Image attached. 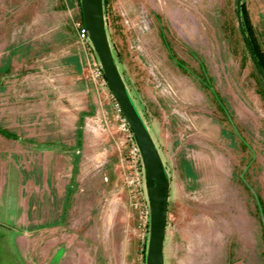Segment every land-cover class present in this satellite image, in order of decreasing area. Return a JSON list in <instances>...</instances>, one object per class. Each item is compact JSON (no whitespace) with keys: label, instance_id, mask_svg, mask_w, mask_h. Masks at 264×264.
Masks as SVG:
<instances>
[{"label":"rangeland","instance_id":"rangeland-1","mask_svg":"<svg viewBox=\"0 0 264 264\" xmlns=\"http://www.w3.org/2000/svg\"><path fill=\"white\" fill-rule=\"evenodd\" d=\"M242 1L264 50V0ZM103 7L170 180L164 263L264 264V86L236 0ZM84 27L78 0H0V264H145L143 166Z\"/></svg>","mask_w":264,"mask_h":264},{"label":"water","instance_id":"water-1","mask_svg":"<svg viewBox=\"0 0 264 264\" xmlns=\"http://www.w3.org/2000/svg\"><path fill=\"white\" fill-rule=\"evenodd\" d=\"M241 2L236 0L237 24L242 32L248 52L264 82V70L252 50L241 20ZM83 21L91 45L97 53L107 84L117 99L139 147L146 195L149 205V234L145 264H165L163 241L167 217L170 180L160 151L142 118L114 58L109 41L103 0H80Z\"/></svg>","mask_w":264,"mask_h":264},{"label":"trees","instance_id":"trees-1","mask_svg":"<svg viewBox=\"0 0 264 264\" xmlns=\"http://www.w3.org/2000/svg\"><path fill=\"white\" fill-rule=\"evenodd\" d=\"M103 3H104V0H103ZM78 5H79V8H80L81 21L83 22V15H82V9H81V5H80V0H78ZM240 9H241L242 24L244 26V29H245L247 35H248L252 50H253L254 55L256 56L258 62L260 63L261 67L264 70V50L261 48L260 44L257 42V40H256V38L254 36L251 20L249 18V15H248V12H247V8L245 6L244 1L241 2ZM245 45H246V43H245ZM254 65H255V63H254ZM255 69L257 71V74L259 76V80L261 81V84H263V86H264V82H263V80H262V78L260 76V73H259L256 65H255ZM142 251H143L142 252V256H143V258H145V256H144L145 255V244H143V246H142Z\"/></svg>","mask_w":264,"mask_h":264},{"label":"built area","instance_id":"built-area-1","mask_svg":"<svg viewBox=\"0 0 264 264\" xmlns=\"http://www.w3.org/2000/svg\"><path fill=\"white\" fill-rule=\"evenodd\" d=\"M82 31H83V34L86 33L87 34V29L86 27L82 28ZM105 77V76H104ZM106 81V79H105ZM117 105H118V108H120V105L117 101ZM124 119L126 120V117H124ZM127 129H128V136L129 138L131 139V142H130V148H129V151H130V155L134 158V159H139L141 161V156H140V151H139V147L134 139V136H133V133L129 127V125H127ZM142 163V161H141Z\"/></svg>","mask_w":264,"mask_h":264}]
</instances>
